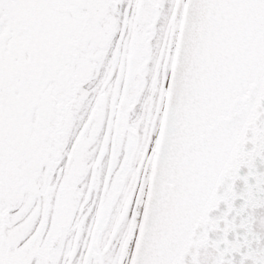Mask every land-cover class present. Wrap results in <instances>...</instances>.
Segmentation results:
<instances>
[{
	"label": "snow or ice",
	"instance_id": "6c2138e0",
	"mask_svg": "<svg viewBox=\"0 0 264 264\" xmlns=\"http://www.w3.org/2000/svg\"><path fill=\"white\" fill-rule=\"evenodd\" d=\"M0 264H264V0H0Z\"/></svg>",
	"mask_w": 264,
	"mask_h": 264
}]
</instances>
